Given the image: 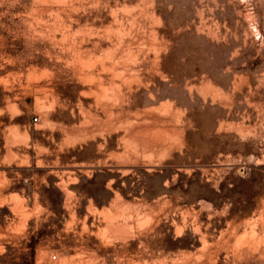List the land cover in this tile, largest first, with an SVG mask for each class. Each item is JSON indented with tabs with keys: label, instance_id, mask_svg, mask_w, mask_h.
<instances>
[{
	"label": "rangeland",
	"instance_id": "rangeland-1",
	"mask_svg": "<svg viewBox=\"0 0 264 264\" xmlns=\"http://www.w3.org/2000/svg\"><path fill=\"white\" fill-rule=\"evenodd\" d=\"M0 264H264V0H0Z\"/></svg>",
	"mask_w": 264,
	"mask_h": 264
},
{
	"label": "built area",
	"instance_id": "built-area-1",
	"mask_svg": "<svg viewBox=\"0 0 264 264\" xmlns=\"http://www.w3.org/2000/svg\"><path fill=\"white\" fill-rule=\"evenodd\" d=\"M57 256H54V259H56Z\"/></svg>",
	"mask_w": 264,
	"mask_h": 264
}]
</instances>
